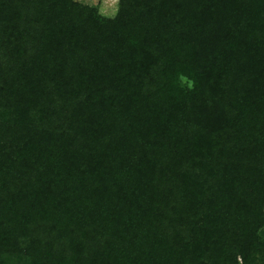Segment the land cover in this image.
<instances>
[{
	"label": "trees",
	"instance_id": "16d2710c",
	"mask_svg": "<svg viewBox=\"0 0 264 264\" xmlns=\"http://www.w3.org/2000/svg\"><path fill=\"white\" fill-rule=\"evenodd\" d=\"M0 264H264V0H0Z\"/></svg>",
	"mask_w": 264,
	"mask_h": 264
},
{
	"label": "rangeland",
	"instance_id": "374dc122",
	"mask_svg": "<svg viewBox=\"0 0 264 264\" xmlns=\"http://www.w3.org/2000/svg\"><path fill=\"white\" fill-rule=\"evenodd\" d=\"M79 1L98 8L100 14L104 16L113 17L117 14L118 0H79Z\"/></svg>",
	"mask_w": 264,
	"mask_h": 264
},
{
	"label": "clouds",
	"instance_id": "9594fccd",
	"mask_svg": "<svg viewBox=\"0 0 264 264\" xmlns=\"http://www.w3.org/2000/svg\"><path fill=\"white\" fill-rule=\"evenodd\" d=\"M174 85L180 90L193 91L196 86V81L184 72H177L174 80Z\"/></svg>",
	"mask_w": 264,
	"mask_h": 264
}]
</instances>
